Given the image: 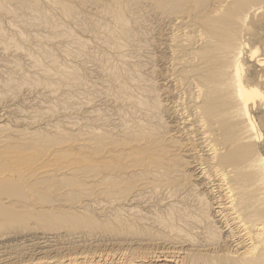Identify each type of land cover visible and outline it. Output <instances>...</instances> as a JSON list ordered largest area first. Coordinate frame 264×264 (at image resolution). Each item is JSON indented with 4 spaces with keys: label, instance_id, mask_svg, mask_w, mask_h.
Segmentation results:
<instances>
[{
    "label": "bare ground",
    "instance_id": "6f19581e",
    "mask_svg": "<svg viewBox=\"0 0 264 264\" xmlns=\"http://www.w3.org/2000/svg\"><path fill=\"white\" fill-rule=\"evenodd\" d=\"M26 1L0 0V17L26 7L34 23L41 20L53 36L84 50L86 40L73 32L77 39L70 43L65 34L71 28L56 32L55 20L36 2ZM91 1L94 11L104 10L118 25L113 29L100 23L105 30L95 32L119 64H110L104 52H98L105 50L100 46L85 48L104 83L95 90L78 77L77 67L57 63L50 50L45 55L49 69L35 50L24 53L35 64L30 67L39 66L46 77L38 80L44 90L65 87L68 81L82 92H97L83 117L96 124L82 125V156L63 159L65 174L77 179L65 191L43 183L52 175L45 168L32 170L30 180L23 182L0 174V220L27 215L38 226L33 235L27 233L33 231L30 227L14 231L29 235L28 246L18 253H6L5 245L0 246V264H264V49L245 38L256 34L250 21L263 13L264 0H145L142 31L132 27L120 5L131 0ZM10 2L17 6L12 9ZM58 5L66 17L76 19L67 1L58 0ZM67 47L62 53L77 56ZM248 59L252 63L247 64ZM28 74L20 76L25 83ZM10 75H3L6 87L16 79ZM96 101H101L98 107ZM102 102H110L111 114L104 112L109 109L103 110ZM69 144L73 148L79 143ZM38 180L54 187L43 191ZM59 220L63 225L55 226ZM108 225L122 234L110 233L104 228ZM9 235L0 233L1 238Z\"/></svg>",
    "mask_w": 264,
    "mask_h": 264
},
{
    "label": "rangeland",
    "instance_id": "374dc122",
    "mask_svg": "<svg viewBox=\"0 0 264 264\" xmlns=\"http://www.w3.org/2000/svg\"><path fill=\"white\" fill-rule=\"evenodd\" d=\"M11 1L14 2V0H11ZM28 1L36 2L35 4H36L37 8H41L43 12L46 11L44 13L50 18V20L52 22L55 20L54 22H56L58 27H59L56 32L65 30V32L68 33L69 32L68 30L71 28L72 30L70 29V32H69L70 36H68L69 33H68V35L65 34V38H69L70 43L73 42L72 40L77 39V38L73 37L74 36L73 32H74L76 34L75 36L86 40L87 45H89V43H91L90 46H87V45L85 46L86 49H89L90 47L93 48L92 45H94V47L100 46L101 49H103V50L105 49V50L104 51H98V52H104L103 54L106 55V57L109 59V61L111 60L110 64L111 63H117L115 58H113V54L111 52L112 49H110V47H108V45L103 43L102 37H101V35H99L101 28H102L101 24L104 26L105 24L109 23L108 28L113 27V29H117L118 28V27H116L117 23L114 22L112 20V17H110L109 14H107L104 10L101 11L102 9H100L99 12L94 11L96 9L95 3L93 4L92 1H91L92 2L91 3L90 0H88V1H86V0H65L70 4L71 13L74 12L73 14L77 15L76 19H72V17L71 18L66 17V14H64V12L62 11V7H60L58 5V0H49L50 2L48 0H38V1L27 0L26 2H28ZM60 1L62 2L63 0H60ZM82 1H84V3ZM105 1L110 2L112 0H105ZM123 1L125 2V0H123ZM126 1H128V0H126ZM141 1L142 0H140V1L135 0V2L136 3L138 2L140 5L136 4L134 2V0L129 1V3L125 2L124 4L122 2H120L121 6H125L124 10L126 11L127 15L130 17L129 18L130 24L133 25V26L132 25L131 26L134 27L135 29H137L138 31H140V30L142 31V23L144 22V20H143L144 12H143L142 7L145 8V0H143L144 3H143V1L141 3ZM52 2H54V3L52 4ZM130 2H132V3H130ZM37 3H38V5H37ZM15 4L17 6V3H15ZM28 4H31V3H28ZM9 5L11 6L12 9H14V7H16V6H13L14 3L12 4L11 2L9 3ZM137 5H139V6L142 5V6L141 7L138 6L137 8H135ZM16 8H15V11L13 13L7 14V16L1 15L2 18L0 17L1 18L0 23H2V24H0V30H1L0 34L2 33V29L5 30V31L3 30L4 33H2L0 35V40H1L0 43L2 42V44H0V60H1L0 61V77H1L0 79H2V80H0V126H1V128H0V136H1L0 137V170H1L0 174L5 175L6 178L12 179L13 182L18 181V179L20 180V182H23V180H26L28 178V175L32 170L33 171H37V170L39 171V170H45V169L50 170L52 172V175L48 176L47 179L45 178V180L43 179L44 180L43 183L47 184L46 182H48V183H51L52 185L56 184V185H54V186H56V188H60L61 190L64 189L63 191H65L64 187L75 183V181H77V179L75 177V174L74 175L72 173L65 174V165L67 163L65 164L64 162H66L68 158H69L68 160H70V157H75V156L81 157L82 156L80 154L83 152V150L79 146L80 145L79 138L83 137L82 131L84 132V130L81 129V128H83L82 125L84 123L85 124L89 123V125H91V123H92V126L94 125V123L96 124V122H92V120H91V122H90V120H89V122L86 120V122H87L86 123L85 119H83V117L85 116L84 114L87 113L86 111L91 109V107L94 103L95 95H97V92H92V91L89 93L88 92H82V90L79 87H77V89L75 87H69L67 84V82H68L67 81V82H65V87L64 86L59 87L60 85L58 86V84H56V83H55L56 86L59 87L57 89H55L56 88V87H54L55 85L49 86L48 88H46V90H48V89H49V91L53 90V92L48 93L46 90H44V88H45L44 86H43V88H41L42 86L38 81L39 78H41V77L46 78V77L41 75L40 70H39L40 68L37 69V67H39V66L36 65V69L32 68V67H34L35 64L33 62H30V61H32V59L30 57H26L24 53L27 52V54H28L29 50H32V51L35 50L34 53L35 52L37 53L36 58L39 59V57H40L41 59H39V62L41 63L42 61H44L46 59L45 55L47 54V52H49L48 50H50V53L52 55L54 53V58H56V59L58 58L56 61L57 63L59 62V64L65 66V67L66 66L74 67V68L77 67L75 70L78 72V75H79L78 77L82 81L85 80V84H87L88 87H89V85H93L94 89L96 88L95 90H100V88L103 87V86H101V84L104 85V83H102L103 80H100L99 75L97 77L98 70H96V67L92 66V64L93 63L95 64V62L92 61V59L86 53V52H88V50L86 51L85 48L83 50L82 48L78 47L77 44H74L75 45L74 46L73 45L74 42L72 44H68V41H69L68 39L64 40V38L58 37L57 35L53 36V32H52L53 30L51 28H48L45 24L40 23V22H42L41 20H36L37 22L34 23V20L31 19L32 18L31 15H33V14H30V15H29V13L26 14V12H28V11H25L26 9L23 10L26 7L22 8V9L20 7H18L17 9ZM134 9L136 11V14L133 13V12H135ZM140 9H141V12L138 11ZM19 11H21V13ZM60 11H62V12H60ZM94 13H96V14H94ZM16 14H18L17 15L18 19L16 17ZM19 14L20 15L22 14V15L20 16ZM23 14H25L27 16V17L25 16V23H24V18L22 17V16H24ZM263 15H264V11H263V13H261V15H259L260 17L258 16L256 18V20L254 18L252 21H250V24H252V26L255 29H257L256 34L254 36L253 35H251V36L247 35L245 37L249 40V43L252 46L258 45L261 48L260 50L264 49V16ZM19 16L21 17L22 20H20V22H17V24H16L15 22L19 21V19H20ZM132 16H134V18H132ZM262 16H263V18H262ZM7 17H8V19H7ZM10 17H12V19ZM135 17H137V18H135ZM90 18H92V19H90ZM94 18H95V21H94ZM135 19H137V20H135ZM14 20H16V21H14ZM30 20H32L33 22ZM104 20H106V21H104ZM10 21H14L13 22L14 23L13 28H11L13 25L9 26L12 24ZM21 21H22V23H21ZM19 23H21V24H19ZM30 23H32V24H30ZM96 23H99V24L101 23V24L97 25ZM114 23H116V25ZM137 23H139L140 25ZM15 24L17 25V27L15 26ZM82 24H84V25H82ZM30 25H34V26H30ZM35 25H36V27H35ZM143 25H144V23H143ZM68 27H69V29H68ZM85 27L88 28V31ZM6 28H7V30H6ZM139 28H141V29H139ZM14 30H16V31H14ZM91 30H93V31H91ZM95 30H98L99 33L97 34L95 32ZM102 30H105V28L103 27ZM8 33L10 36L14 37L12 40L9 39L10 36L7 35ZM12 33H14V34L12 35ZM20 34H21V36H20ZM22 34L24 37H22ZM3 35L8 36V39L10 41L8 39H6L7 38L6 36H3ZM2 36L4 37V39ZM38 36L41 38H39ZM18 38H19V40H18ZM21 38H23V39H21ZM16 39H17V41H16ZM6 40L9 42V44H7ZM34 40L37 42V44ZM10 43L13 45H11ZM5 44L8 46H6ZM66 44L69 45V48L73 51V54L76 53L77 56L72 55V56L68 57L66 54L62 53V49L66 50V48H68L67 47L68 45H66ZM34 45H35V47H34ZM12 47H14L15 50ZM5 48H7L8 50H6ZM9 48H11V49L9 50ZM92 48H90V49L92 50ZM38 49H39V51H37ZM46 49H48V50H46ZM59 49H61V50H59ZM94 49H96V48H94ZM81 52H83L82 53L83 56H79V54H81ZM12 53L15 54V58L13 57L14 59L12 58V56H14V55H12ZM22 54H23V56H22ZM142 56L139 58V63L141 65L144 63V61H142L143 60ZM85 58H87V59H85ZM17 59L19 62L15 63L17 61ZM66 59H67V61H66ZM8 60L10 62L11 61L12 62L9 63ZM40 60H42V61H40ZM46 60L44 61V63L43 62L41 63V65L43 64L42 65L43 67L46 64L45 63ZM48 60L49 61H47V62L51 63L50 58ZM68 60H71V61H68ZM136 60L138 61L137 58H136ZM140 61H142V62H140ZM250 63H252V62L249 61V59H248L247 64H250ZM117 64H119V63H117ZM30 66H32V67H30ZM50 66H51V64H49V66L48 65L45 66V68L48 67V69H49V68H51ZM36 70H38L39 73H38V71L36 72ZM142 70L144 71V67L141 68V70H140V72H138V74L139 73L143 74ZM9 71H10V73H9ZM11 72H12V74H14V76H12ZM19 73H20V75H19ZM21 73L23 75H27L29 73L27 77H29V75H30L29 78H31V80H33L32 78L35 76L36 79L34 78V81L35 80L36 81L35 82L32 81V82H34V83H32L28 78L27 82L25 83L24 80L20 79V76H22ZM8 74L9 75L11 74L10 76L13 80L15 78L16 79L14 81H11V83L7 84L8 87H6L5 86L6 82H4V81H5L6 76ZM32 74L34 75L33 77H32ZM35 74H37V75H35ZM3 75H5L4 76L5 79H4ZM9 75L7 77H9ZM97 79L100 82H95ZM16 81H19V82L23 81L24 83L23 82L19 83ZM2 83H5V84H2ZM11 84L12 85L16 84L15 86L18 88H16L14 85L11 86ZM18 84H22V85L19 86ZM132 90H133V87H132ZM71 92H72V96H70V98H67V93L71 94ZM100 104H101V101H96L94 106H97ZM104 104L107 107H105ZM63 106H64V108H63ZM101 107H103V110L109 109L108 111H104L106 114L112 113V108H111L112 105H110V102L109 103H107V102L103 103L102 102ZM104 107L106 109H104ZM41 113H42V115H41ZM69 117H70V119H69ZM67 120L70 121L71 123L68 122ZM69 124H71V126L74 124V127H73L74 129L71 130L72 127L68 126ZM80 133L82 136L78 135ZM68 136H69V138H68ZM85 137H89V136L85 135ZM54 138H55V140H54ZM65 140H66V142H65ZM69 143H71L72 145L75 143H77V144L79 143V144L78 145L75 144L76 146L74 145L73 146L74 149H73V148L69 147V145H70ZM40 145H42V146H40ZM43 145L44 146L46 145V147H44ZM9 147H10V149H9ZM39 147H41V148H39ZM55 149H57V150H55ZM41 152H43L44 154L43 153L41 154ZM85 152H86V150H85ZM33 153L35 154V156ZM65 155L68 156V158H66ZM12 157H13V159H12ZM30 157L33 159H30ZM17 158H19V160H17ZM22 158H24L25 161ZM28 158H29V160H28ZM63 159H65L66 161H64ZM61 163H63V164H61ZM60 167H62V169ZM186 170H188V168ZM23 172L24 173L26 172L27 174L26 173L24 174ZM21 173H23V174H21ZM19 175H21V178ZM25 175H27L26 178H25ZM53 175H54V177H53ZM51 176H52V179L50 178ZM29 178L27 180H30ZM49 178H50V180H49ZM38 181H37L36 185L40 182L38 184V186H39V185H41L42 180H40L39 182ZM21 184L23 185V183H21ZM51 184H49V185H51ZM52 185H51V188L54 187ZM38 186H36V187L37 188L42 187V190L44 189V187L47 189L50 188V186L49 187L43 186V184L39 187ZM39 189H41V188H39ZM28 213H29V211L27 212V214ZM90 215L91 216H98L97 213H93ZM6 219H8V218H6ZM6 219L0 220V233L5 231V232H9L11 235H9L7 237L5 236L2 238L0 237V246L4 247L3 245H5L6 249H4L3 251L6 253L11 252V251L15 252V253L21 252L24 245L28 246L29 235L26 236L24 233H17V232H16L17 234L16 233L13 234V232L14 231H20L23 229L25 230L26 228H29V227L30 228L36 227L35 219L33 217L31 218V216L27 217V215L24 216V218L20 217L19 219L18 218H13V220H6ZM10 219H12V218H10ZM93 219L94 218L92 217V220ZM49 222L52 224L51 221H49ZM53 223H55V226L63 225L62 220L55 221ZM90 224H93V223H90ZM41 225L44 226V223ZM36 228H38V226ZM36 228H33V231L31 230V231H28L27 233L28 234L30 233V235L36 234V233H34V232L38 231V229H36ZM104 228L109 229L110 233H112V231H114L113 234L121 235L122 234L121 232H123L122 230H119L121 232L115 231V230L111 231L110 225L105 226ZM61 229L63 230V228H61ZM10 230H12V232ZM18 234L19 235L23 234L26 237L23 235L21 237H19ZM14 235L17 237L15 238ZM3 242H5L6 244H4ZM45 248H42V249L45 250ZM22 252H24V250ZM38 255H40V254L34 255V257H37ZM25 256H26V254H25ZM27 257H29V256H27Z\"/></svg>",
    "mask_w": 264,
    "mask_h": 264
}]
</instances>
